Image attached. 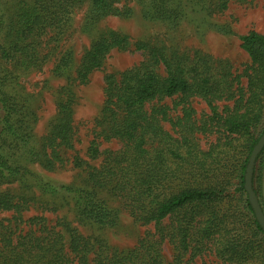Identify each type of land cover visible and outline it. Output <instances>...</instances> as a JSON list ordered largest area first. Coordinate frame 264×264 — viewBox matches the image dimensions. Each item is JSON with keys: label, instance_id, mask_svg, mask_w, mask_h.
<instances>
[{"label": "trees", "instance_id": "16d2710c", "mask_svg": "<svg viewBox=\"0 0 264 264\" xmlns=\"http://www.w3.org/2000/svg\"><path fill=\"white\" fill-rule=\"evenodd\" d=\"M84 1L20 0L6 22L0 11V182L12 171L9 150L36 149L31 128L36 117L28 107L22 110L6 87L17 85L20 74L42 68L67 32L71 13ZM88 1L83 27L104 16L129 14L125 5L121 11L115 6L127 0ZM228 1L148 0L142 15L175 26L187 12L211 16ZM238 38L249 63L236 73L227 59L200 48L132 41L113 29L100 32L76 66L72 79L78 84H86L113 49L137 50L143 59L103 76L104 98L92 138L84 156L76 153L71 160L73 167L85 171L88 185L72 190L76 210L91 222L110 224L113 210L104 198L110 195L135 221L153 229L131 248L117 249L74 228H59V222L43 215L25 217L24 195L0 193V213H7L0 217V264H164L165 240L172 246L174 264H191L205 253L217 264H264V232L244 188L249 155L264 131V34L250 30ZM57 53L51 73L63 76L72 54ZM57 91L63 94L56 115L38 140L49 165L62 163L60 149L72 150L75 141L74 92L68 83ZM192 97L203 100L209 114L196 117L189 105ZM167 100L181 106L180 114H170ZM199 132L215 134L206 149L199 145ZM111 140L120 147L100 149ZM263 162L264 146L252 173L264 214L258 174Z\"/></svg>", "mask_w": 264, "mask_h": 264}, {"label": "rangeland", "instance_id": "374dc122", "mask_svg": "<svg viewBox=\"0 0 264 264\" xmlns=\"http://www.w3.org/2000/svg\"><path fill=\"white\" fill-rule=\"evenodd\" d=\"M19 1L0 0V11L5 22L12 16ZM147 2L148 0H127L124 3H117L115 6L118 10H123L124 5L126 10H129L127 16L112 14L83 27L85 14L89 9V1L85 0L71 13L67 32L59 41L56 52L47 59L42 68L20 74L17 85L10 82L6 87V90H10L9 92L18 98L19 104L23 106L22 110L28 107L27 109L36 117L31 124L36 141L33 146L36 149L32 153L22 148L7 152L12 171L8 179L0 182V193L24 195L27 201L23 212L25 217L43 215L51 223L59 222V228L62 225L74 228L84 236L99 239L111 247L124 250L134 246L146 230H152V225H143L135 221L121 207L118 200L110 195L104 198L113 210L112 223L100 225L80 217L72 190H84L88 188V185L85 171L73 167L71 160L76 153L84 156L92 138L94 120L100 114L104 98L103 76L138 64L143 59V54L133 49H113L102 66L89 74L88 82L78 84L72 78L75 76V69L82 53L100 32L113 29L127 34L132 41L150 39L179 48H200L214 57L227 59L232 65V70L239 73L249 63L248 55L240 47L239 35L250 30L264 34V0H229L224 10L215 12L211 16H205L201 12H189V14L187 12L175 26L159 20L145 19L142 14L147 9ZM60 50H70L72 61L65 75L55 76L51 73V68L54 60L59 57L60 53L57 52ZM241 80L244 84L245 78ZM67 83L74 92L72 104L74 148L60 149L64 161L49 165L43 154L46 150L40 147L38 140L47 134L56 115V103L61 94L57 91L58 88ZM173 101L167 100V104L172 107L170 114L176 116L180 114L181 106H174ZM222 104V102L218 104L220 109ZM189 105L198 118L209 114L208 106L199 98H190ZM164 128L168 129V124H164ZM196 135L203 149L215 140L214 133L199 132ZM118 147L120 143L115 140L102 142L100 145V149H117ZM259 171L264 194V162L258 174ZM103 194L104 192L101 193ZM6 215L7 213H0V217ZM64 235L67 238L66 232ZM161 251L164 264H174L173 249L166 240L161 245ZM217 263L210 253L196 256L191 262V264Z\"/></svg>", "mask_w": 264, "mask_h": 264}, {"label": "water", "instance_id": "95a60500", "mask_svg": "<svg viewBox=\"0 0 264 264\" xmlns=\"http://www.w3.org/2000/svg\"><path fill=\"white\" fill-rule=\"evenodd\" d=\"M263 146H264V131L260 135L256 144L253 146L251 153L249 155L245 173H244V188L247 193L248 201L251 205V208L253 209L255 218L264 232V214L259 204V201L257 199V196L252 188V173H253L255 159H256L257 154L263 148Z\"/></svg>", "mask_w": 264, "mask_h": 264}]
</instances>
